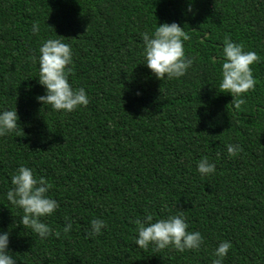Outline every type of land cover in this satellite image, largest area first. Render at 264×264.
Instances as JSON below:
<instances>
[{
  "label": "trees",
  "instance_id": "trees-1",
  "mask_svg": "<svg viewBox=\"0 0 264 264\" xmlns=\"http://www.w3.org/2000/svg\"><path fill=\"white\" fill-rule=\"evenodd\" d=\"M187 6L0 0V108H16L19 117L17 129L0 136V231L9 232L16 264H211L221 240L231 243L223 264H264V0ZM173 21L189 35L184 52L193 63L182 77L158 80L142 64L140 34ZM225 37L259 57L239 109L220 92L212 60ZM48 38L69 44L68 82L85 89L87 105L53 111L35 99L44 94L37 57ZM227 143L242 151L230 157ZM201 157L215 163L203 178ZM20 165L49 182L58 207L41 220L58 235L40 238L19 224L22 212L5 193ZM145 213L182 214L186 230L201 233V247H138L132 221ZM93 217L106 227L89 236Z\"/></svg>",
  "mask_w": 264,
  "mask_h": 264
},
{
  "label": "clouds",
  "instance_id": "clouds-1",
  "mask_svg": "<svg viewBox=\"0 0 264 264\" xmlns=\"http://www.w3.org/2000/svg\"><path fill=\"white\" fill-rule=\"evenodd\" d=\"M193 0H188L186 11L192 12ZM183 14V13H182ZM194 14V12H193ZM32 32L38 33L39 27L33 23ZM59 36V35H58ZM142 40V64L150 70L158 80L174 79L185 75L193 60L184 52V42L189 35L177 22L156 23L153 29L140 34ZM37 82L44 89L43 95L35 99L42 106H50L53 111L70 112L88 104L89 99L83 87H72L68 82L71 72L72 50L69 44L59 38L44 39L39 46ZM259 57L254 51H245L243 45L224 38L220 53L212 57L219 64L218 88L222 93L232 97L231 104L235 109L244 103L243 95L254 87L255 78L251 65ZM140 93L137 92L136 95ZM19 117L16 108H0V136L13 133ZM227 154L235 156L242 151L239 143H227ZM196 171L205 177L215 171V163L207 157H201L196 164ZM11 187L6 191L8 202L21 210L19 224L27 227L40 238L49 234L58 235L41 218L50 216L58 207V202L49 194L50 184L43 177H37L33 170L24 165L18 166L9 177ZM135 225L134 242L140 248L149 245L157 250L174 248L177 251L198 250L203 237L199 231H187V223L182 214H169L159 219L145 213L142 219L132 221ZM89 236L99 235L106 227L104 220L93 217L89 221ZM72 228L71 220H67L62 231L67 233ZM9 232L0 231V264H16V259L8 248ZM230 241L221 240L215 247L211 264H223Z\"/></svg>",
  "mask_w": 264,
  "mask_h": 264
}]
</instances>
